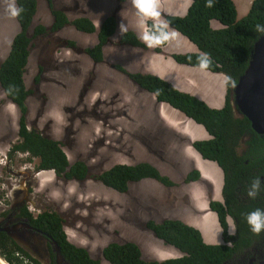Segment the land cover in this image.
<instances>
[{"label":"rangeland","instance_id":"1","mask_svg":"<svg viewBox=\"0 0 264 264\" xmlns=\"http://www.w3.org/2000/svg\"><path fill=\"white\" fill-rule=\"evenodd\" d=\"M53 1L70 19L88 16L97 27L108 15L118 18L117 32L105 48L103 62L96 63L86 54L61 44L62 39L71 38L81 46H92L97 42V33L67 27L43 42H36L26 73L27 87L32 90L28 98L29 127L61 140L70 162H87L91 176L85 180H66L57 177L54 171L38 170L39 159H31L27 153L10 157L9 149L19 139L20 114L15 105L5 100L0 86V177H15L18 171L30 169L29 174L40 182L37 193L48 194L55 209L65 217L71 241L87 248L100 262L103 248L112 242L134 241L146 259L154 257L162 261L181 256L178 250L164 246L146 227L150 219L175 218L197 228L199 224L222 239L218 220L212 221L201 210L202 201L209 202L213 194V186L203 177V163H213L208 173L212 179L220 178L219 194L223 171L216 162L201 157L191 145L210 137L207 130L169 104L157 102L153 94L120 70L145 72L144 61L149 59L147 49L118 43L121 23L127 25V30L140 31L131 0ZM8 2L0 0V54L4 58L19 30L17 19L7 12ZM52 21L43 1L34 26L39 23L49 26ZM163 48L161 52L151 48V52L167 56L165 67L171 72L168 81L172 84L184 81L185 73L175 66L173 56L179 53L167 55ZM185 160L191 161L188 169L200 171V180L186 182L187 173L181 169ZM141 161L157 166L175 185L166 186L149 178L132 183L122 193L93 177L115 163ZM195 195L202 199L201 203L195 204ZM228 219L233 222L231 217Z\"/></svg>","mask_w":264,"mask_h":264},{"label":"trees","instance_id":"2","mask_svg":"<svg viewBox=\"0 0 264 264\" xmlns=\"http://www.w3.org/2000/svg\"><path fill=\"white\" fill-rule=\"evenodd\" d=\"M43 1L47 4L53 21L49 26L42 23L34 26L35 17ZM16 2L18 7L23 8L22 14L16 17L19 30L13 37L6 57L0 54L3 58L0 62V86L5 100L15 105L20 114L19 139L10 147L9 155L14 152L27 153L31 159H39L38 170L54 171L57 177L66 180H85L91 176L87 162L83 160L70 162L61 140L29 127L28 98L32 90L27 87L26 73L36 42H43L47 37L67 27L83 33H97V42L92 46H81L77 40L71 38L62 39L61 44L86 54L96 63L103 62L105 48L117 32L118 18L115 15H108L97 27L88 16L70 19L65 11L55 6L53 0ZM207 3L208 0H192L185 15H166L169 24L196 44L200 51L174 54V59L180 64L196 66L198 56L201 53H208L213 61L209 71L222 72L231 77L236 84L239 77L245 73L254 44L261 35L256 32V25L264 24V0H253L248 14L242 18H238L234 0H212L211 7H208ZM215 19L224 26L213 28L211 23ZM118 43L140 49L148 48L138 39V33L132 29H128L123 35L120 34ZM165 45L156 47V51L161 52ZM120 70L126 72L133 83L153 94L157 102L169 104L207 130L210 138L196 140L192 146L203 158L218 163L224 172L222 192L225 201L211 198L210 208L217 213L223 233L229 229V217L237 218L241 224L248 225L246 215L257 208H264L258 207L261 205L258 201L250 205L245 204L247 190L242 187L243 171L247 167L246 161L264 160V147H259V150L247 148L243 151L240 148L245 144L254 145L259 141L263 143L264 136L254 131L251 121L246 116L235 114L233 88L227 86L224 106L214 108L154 73L128 72L125 68ZM247 134L252 135V140L246 139ZM93 177L106 187L122 193L127 192L132 183L149 178L166 186L175 185L174 180L147 161L135 164L115 163ZM200 179V171L194 169L189 174L187 182ZM35 219V223L59 243L63 255L71 264H100L88 249L76 246L68 240L63 219L57 213L47 211ZM146 227L164 244L182 252L183 256L162 261H147L142 257L140 246L134 241H127L106 245L102 250L103 258L111 264H220L224 256L232 252L229 249L225 251L221 245L207 244L198 228L180 219L166 218L162 221L150 219L146 222ZM0 256L9 264H44L10 234L1 230Z\"/></svg>","mask_w":264,"mask_h":264},{"label":"flooded vegetation","instance_id":"3","mask_svg":"<svg viewBox=\"0 0 264 264\" xmlns=\"http://www.w3.org/2000/svg\"><path fill=\"white\" fill-rule=\"evenodd\" d=\"M246 136L247 140H252L251 134H247ZM259 147H264V139L263 143H260L259 141L254 145L245 144L241 146L240 150L243 151L247 148L259 150ZM17 154V152H14L9 156L15 157ZM190 163L191 161L188 160L181 163V169L183 168V170L187 173L186 182L189 181V174L194 171V168L188 169ZM246 165L247 167L245 171H243L244 175L242 178L244 184L242 187L248 190L252 180L257 177H264V160L246 161ZM8 170L11 171L12 169L8 168ZM31 172L32 171L30 169H27L25 172L18 171L15 173V177H0V227L9 228L10 232L2 229L0 230L10 234L23 248L44 264H50L52 262L57 264V252L55 250V242L57 241L50 233L46 232L42 227L35 223V218H38L42 213L47 211L55 212L63 219V226L66 231L65 217L58 209H55L54 203L50 201L48 194L42 192L37 193L36 189L39 187L40 182L36 179V177L29 174ZM21 173L23 174L21 175ZM218 196L220 197V200L214 198L213 195L212 199L221 202L225 201L223 192ZM257 201L261 202V205L258 207L264 208V188H262V191L255 199L249 198L246 192L245 204L250 205ZM210 202L211 201H209V209L211 210ZM205 213L206 212H204V214ZM232 219L233 223L236 225V235H229L230 230L228 229L226 233H222V239L219 243L214 240V236L210 234L209 228L198 227L203 238L204 235H206L207 238H204V241L207 244L221 245L224 247L225 251H228L227 249H229V251L232 250L229 255L224 256V259L220 264H264V233L256 235L251 232L249 225L241 224V221L237 218ZM68 240L72 242L69 236ZM75 245L79 246L77 244ZM164 246L170 247L166 244H164ZM61 254L63 258L62 264H71L63 255L62 251ZM180 254L183 256L182 252H180ZM142 257L147 261H160L154 257H149L147 259L145 256ZM95 259L97 258L95 257ZM102 263L111 264L105 258H103L102 262H100V264Z\"/></svg>","mask_w":264,"mask_h":264},{"label":"crops","instance_id":"4","mask_svg":"<svg viewBox=\"0 0 264 264\" xmlns=\"http://www.w3.org/2000/svg\"><path fill=\"white\" fill-rule=\"evenodd\" d=\"M235 1L238 7V16L240 18L248 12L252 0H235ZM158 2L160 5V10L162 9L161 7L164 5V9L161 10L162 15L160 17V19L164 21H166L164 16L165 14L184 15L187 13L189 6L192 4V0H158ZM212 26L214 28H221L223 27V24L218 23L216 20H213ZM170 28L172 30H175L172 27ZM175 32L177 34L175 39L168 42L163 48L165 54L168 55V53L172 54V53L200 52L196 44L190 41L185 35H183L177 30H175ZM147 50H148L149 59L147 61L146 60L144 61L145 72L154 73L166 80L171 81L168 76V73L171 72L167 70L165 67L167 56H164L160 53H153L151 52V48H147ZM175 66L179 68V70H182L185 73V76H184V81L183 79H180L179 81L173 83L174 86H176L182 91L189 92L191 94L198 96L199 98L203 99L206 103H208L211 107L220 108L221 106L222 107L224 106L226 93H227V87L224 85V80L227 77L225 74L212 72L209 70L201 71L196 66L180 64L177 61H175ZM207 164L208 165L203 163V167L205 170L201 169L205 171L203 173V177L209 180V182L213 186L212 195H214V198L220 200V197L218 196L219 192L217 190V184L220 178H216V179L211 178L208 171L210 170L211 168L210 166L213 163L210 162ZM222 187H223V180L221 182L220 194L222 193ZM193 201L195 202V204H197V203H201L200 201H202V199L198 198V196L195 195V197H193ZM202 202L203 205L201 209H203L206 212L204 215L211 218L212 221L215 218L218 220L217 214L209 209V202L207 200L206 202L204 200ZM198 226L202 227L199 224ZM220 231H221V225H220ZM215 235H217V233ZM204 238L205 239L207 238L206 235H204ZM213 238L215 241H217V239L218 241H221V235Z\"/></svg>","mask_w":264,"mask_h":264},{"label":"clouds","instance_id":"5","mask_svg":"<svg viewBox=\"0 0 264 264\" xmlns=\"http://www.w3.org/2000/svg\"><path fill=\"white\" fill-rule=\"evenodd\" d=\"M234 2L236 4L235 0H234ZM252 2L253 1H251L250 8L252 5ZM131 4H132L133 8L136 10V15L139 18V29H140V31L138 33V39L140 41H142L146 47H148V48L160 47V46L167 44L171 40L175 39V37L177 35L175 32L176 29L172 30L170 28L172 26L169 24L168 21H164V20L160 19L162 13L160 10V5H159L158 0H131ZM207 6L208 7L212 6V0H208ZM236 6H237V4H236ZM250 8H249V10H250ZM249 10H248V12H249ZM7 12L9 13V15L11 17L16 18L22 14L23 8L17 6L16 0H9L8 5H7ZM237 12H238V7H237ZM248 12L245 15H247ZM166 15L167 14L164 15L165 19H166ZM170 15H172V14H170ZM179 16H181V15H179ZM244 16H242V17H244ZM242 17H240V18H242ZM238 18H239V16H238ZM149 21H151V23H149ZM211 25H212V23H211ZM215 29H218V28H215ZM126 32H127V25L125 23H121V25H120L121 35L125 34ZM256 32L261 34L260 36H264V24H257L256 25ZM188 53H191V52H188ZM197 61L198 62H197L196 67H198L201 71L209 70L212 63H213L212 58H211L210 54H208V53H201L198 56ZM218 73H222V72H218ZM224 85L226 87L231 86L232 88H235L237 86L231 77L225 78ZM196 97H198V96H196ZM225 101H226V99H225ZM235 110H236V108H235ZM237 116H239V115H237ZM208 138H210V137H208ZM208 138H206V139H208ZM193 149L195 150L194 147H193ZM201 157H203V156L201 155ZM192 182H196V181H192ZM223 184H224V172H223ZM262 188H264V177L255 178L254 180H252L250 182V185L248 187V190H247L248 197L255 199L260 194V192L262 191ZM222 190H223V187H222ZM246 222L249 225L251 232H253L254 234L260 235L261 233H264V209L257 208L253 211H250L246 215ZM228 228L230 230L229 235L235 236L236 235L235 223L230 222ZM222 231H223V229L221 228L220 232H222ZM217 242L219 243L218 239H217Z\"/></svg>","mask_w":264,"mask_h":264},{"label":"water","instance_id":"6","mask_svg":"<svg viewBox=\"0 0 264 264\" xmlns=\"http://www.w3.org/2000/svg\"><path fill=\"white\" fill-rule=\"evenodd\" d=\"M236 85L232 91L236 115L246 116L251 121L252 128L264 136V36H260L255 42L249 65ZM0 229L10 232L9 228ZM55 246L57 264H62L60 246L57 242Z\"/></svg>","mask_w":264,"mask_h":264},{"label":"bare ground","instance_id":"7","mask_svg":"<svg viewBox=\"0 0 264 264\" xmlns=\"http://www.w3.org/2000/svg\"><path fill=\"white\" fill-rule=\"evenodd\" d=\"M166 115V114H165ZM171 120V119H170ZM0 263L1 264H8L4 259H2L1 257H0Z\"/></svg>","mask_w":264,"mask_h":264}]
</instances>
